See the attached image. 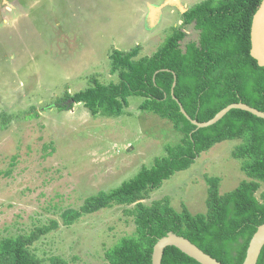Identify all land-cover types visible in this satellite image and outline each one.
I'll list each match as a JSON object with an SVG mask.
<instances>
[{"label":"rangeland","instance_id":"1","mask_svg":"<svg viewBox=\"0 0 264 264\" xmlns=\"http://www.w3.org/2000/svg\"><path fill=\"white\" fill-rule=\"evenodd\" d=\"M165 1L0 0V240L57 223L29 247L41 264H105L108 250L136 236L126 213L134 206L104 209L70 227L62 214L152 167L181 136L170 121L139 111L140 97H130L119 118L92 117L80 104L60 111L58 104L93 79L115 82L114 48L140 45V56L154 54L181 25L182 14L204 0H168L159 16L153 7ZM185 30L183 46L199 39L194 26ZM237 143L215 145L142 202L168 198L179 212L186 206L193 215L206 213L207 179H220V194L246 179L242 162L232 157ZM263 196L264 184L257 193L261 201Z\"/></svg>","mask_w":264,"mask_h":264},{"label":"trees","instance_id":"2","mask_svg":"<svg viewBox=\"0 0 264 264\" xmlns=\"http://www.w3.org/2000/svg\"><path fill=\"white\" fill-rule=\"evenodd\" d=\"M262 0H204L182 14V23L150 56H140L142 46L128 51L114 48L110 71L115 82L93 85L73 95L66 93L60 111L83 105L92 117L119 118L129 108L130 97L143 101L138 109L170 121L181 136L176 145L165 147L166 155L152 167H142L136 176L110 191L88 197L79 210L62 214L66 227L87 215L114 206L131 207L136 236L123 238L106 252L105 264H152L154 246L173 232L182 236L222 264H243L250 242L264 224V196L257 197L264 184V119L238 109L231 110L213 126L197 129L180 111L200 123L213 119L234 103L264 112V67L251 56V28ZM194 26L197 41L182 45L186 28ZM176 77L174 97L172 86ZM178 101V102H177ZM236 141L233 159L240 160L246 179L226 194H220V179H207V212L193 215L183 206L179 212L168 198L150 206L142 201L161 188L174 174L186 171L201 154L215 145ZM39 229L29 236L0 240V264H41L29 247L51 230ZM52 264H66L53 259ZM162 264H199L175 247L165 250ZM258 264H264V248Z\"/></svg>","mask_w":264,"mask_h":264},{"label":"water","instance_id":"3","mask_svg":"<svg viewBox=\"0 0 264 264\" xmlns=\"http://www.w3.org/2000/svg\"><path fill=\"white\" fill-rule=\"evenodd\" d=\"M164 7V6H163ZM251 56L258 62L260 67H264V0L261 1L253 18L251 28ZM177 81L172 86V96L174 99V89ZM178 102V101H177ZM181 113L197 127V129L207 128L218 123L225 115L231 110L238 109L249 112L258 118L264 119V112H261L253 107H250L243 103H234L222 111H220L213 119L208 122L200 123L197 120H193L185 111L182 104L178 102ZM168 247H175L188 257L194 259L199 264H222L212 256L202 251L199 247L193 244L188 239L178 236L173 232H169L167 236L159 239L154 246L152 254V264H162L165 250ZM264 248V224L258 227L257 232L254 234L250 245L247 250V256L243 264H258L259 257Z\"/></svg>","mask_w":264,"mask_h":264},{"label":"crops","instance_id":"4","mask_svg":"<svg viewBox=\"0 0 264 264\" xmlns=\"http://www.w3.org/2000/svg\"><path fill=\"white\" fill-rule=\"evenodd\" d=\"M18 2H20V0H17ZM168 2V0L167 1H165V4L163 5V6H160V7H156V6H154L153 8L154 9H156V11H158L159 13H158V15L160 16V14H161V12H162V10L163 9H165V8H167L166 7V5H168V4H166ZM169 7V6H168ZM151 16H152V10L150 11V13H149V15H148V18H151ZM159 16H158V19H159ZM158 21V20H157Z\"/></svg>","mask_w":264,"mask_h":264}]
</instances>
